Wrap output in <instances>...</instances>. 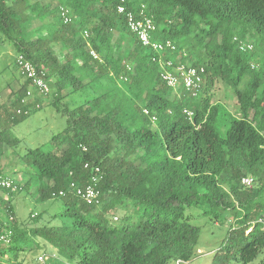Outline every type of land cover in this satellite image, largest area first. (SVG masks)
I'll use <instances>...</instances> for the list:
<instances>
[{
	"label": "trees",
	"instance_id": "16d2710c",
	"mask_svg": "<svg viewBox=\"0 0 264 264\" xmlns=\"http://www.w3.org/2000/svg\"><path fill=\"white\" fill-rule=\"evenodd\" d=\"M53 2L0 0V31L18 54L45 70L58 110L70 93L90 92L66 109L67 126L53 137L60 152L39 147L21 157L37 176V200L60 199L67 222L21 229L9 204L5 219L13 216L6 224L12 234L8 243L0 241V255L32 250L38 244L28 241L38 236L61 259L77 264L187 263L201 234L188 211L197 206L201 215L234 211L237 218L213 264L254 261L264 249L263 211L256 202L264 189V0L124 1L136 13L144 5L157 25L154 37L172 40L192 64L205 67V84L196 96L178 95L160 78L154 51L118 11L122 0H59V7ZM61 7L70 10V21H64ZM35 19L41 24L32 28ZM115 31L129 37L123 53L115 54ZM246 42L253 49L242 51ZM57 45L66 50L63 56ZM219 79L235 92L238 114L213 101L211 89ZM29 86L24 81L0 115V177L6 149L20 142L7 123L40 108L17 112L27 107L21 99ZM98 86L111 89L99 93ZM184 108L193 110V118ZM95 166L103 172L96 183L98 207L72 188L88 184ZM251 175L259 187L242 184ZM113 209L124 211L115 224L108 217ZM13 261L20 264L17 254Z\"/></svg>",
	"mask_w": 264,
	"mask_h": 264
},
{
	"label": "rangeland",
	"instance_id": "374dc122",
	"mask_svg": "<svg viewBox=\"0 0 264 264\" xmlns=\"http://www.w3.org/2000/svg\"><path fill=\"white\" fill-rule=\"evenodd\" d=\"M39 1L44 4L54 1L53 7L60 6L59 0ZM40 24V21L35 19L31 26L35 28ZM113 35L112 42L120 45L116 47L115 54L123 53L128 45V35L119 31H115ZM60 48L61 46L57 45L56 51L59 54L62 52L61 55L63 56L66 50L64 51ZM17 55L18 51L10 39L0 31V115H2L3 118V108L12 105L11 102L16 97V91L25 81L24 75L15 64ZM108 89H111V87L98 86L97 88L99 93ZM52 91L51 88L50 94L42 101L37 111L29 114L18 123H7L11 132L20 139V142L14 149L7 148L2 158L1 166L4 170L3 176L11 178L16 185V189L8 190L0 187V217L1 219H5V211L10 204L13 208L16 223L21 229H29L31 227L44 225H60L64 221L67 222V217L61 215V213L65 211V206L61 203L60 199L37 200V176L31 172V167L21 158L30 149L39 147L44 150L52 149L56 152H60L62 146L56 144V142L53 141V137L62 132L67 126L66 109L68 107L74 108L90 94L89 91H86L85 94L84 92L70 93L62 100V102L65 103L63 109L58 110L52 103ZM211 94L213 96V101L224 103L232 113L238 114L239 104L237 96L227 82L221 79L217 80L211 89ZM5 122H7V120H1L2 124H5ZM221 133L224 134V130H222ZM25 183H28V185L24 186ZM252 187H259L256 178ZM256 202L258 207L263 211L260 217L264 225V189L261 191L260 196L257 197ZM98 206L99 205H97V207ZM201 210L202 209L197 206L188 210L193 216L191 221L200 227L201 234L196 254L186 264H213L216 254L228 237L230 226L232 224L234 226L237 225V218L235 217L234 211H229L226 215L224 211L216 210L215 212L219 215L217 219L214 217V211L207 215H201ZM123 215L124 211L121 209H113L108 213V217L113 224L118 223ZM31 239L32 240L28 241L29 244H38L39 247L37 245V247L35 246L32 250L23 251L19 249L18 251H10L6 255H0L1 263L13 264V257L17 254L20 264H39L37 262V256L42 249L55 248L41 237L33 236ZM22 243L23 242H20V244ZM2 250L6 251L7 247H3ZM263 257L264 249L259 253L258 257L249 264H260ZM219 259L220 258H216L217 261H219ZM63 261L64 262L61 264H77L64 259ZM169 264L176 263L170 262ZM225 264H241V262L231 260L230 262H225Z\"/></svg>",
	"mask_w": 264,
	"mask_h": 264
},
{
	"label": "built area",
	"instance_id": "2783aa9c",
	"mask_svg": "<svg viewBox=\"0 0 264 264\" xmlns=\"http://www.w3.org/2000/svg\"><path fill=\"white\" fill-rule=\"evenodd\" d=\"M124 1L122 0L118 4V11L125 15L129 29L138 36L142 44L154 51L152 60L158 63L160 78L174 93L179 95L181 91H185L190 96H196L205 84V67L192 64L187 51L185 49L179 50L172 40L154 37L157 31V25L153 17L146 15L144 5L141 6L139 13H136L133 10L127 9ZM61 10L64 21H70V10L63 7H61ZM84 36L88 38V31H85ZM87 44L90 47L92 55L97 58V53L91 47L90 42H87ZM253 47L252 42H246L241 44L240 49L247 51L253 49ZM16 64L20 72L24 75L25 81L30 80V86L21 99L22 104L27 107L25 109L19 108L17 112L28 114L34 107L41 106L42 103L37 98L43 101L50 94L51 87L45 70L37 68L24 54L19 53L17 55ZM144 112L148 114L149 110L144 109ZM184 113L190 119L193 118V110L184 108ZM86 167H89L88 163ZM92 168L91 181L84 186H78L72 183V188L87 204L99 205L101 192L96 183L102 178L103 172L100 166ZM253 183L254 178L252 176H245L242 179V184L246 187H252ZM0 187L16 189L14 181L4 176L0 177ZM60 195H64V192H60ZM12 219L13 216H10L8 219H3L4 223H0V241L5 243L10 241L12 231L6 228V224L7 221H12ZM260 220L262 221V219ZM61 260V256L55 248L43 249L37 256V262L39 264H60L59 262ZM175 263L184 264L186 262L178 259Z\"/></svg>",
	"mask_w": 264,
	"mask_h": 264
},
{
	"label": "crops",
	"instance_id": "0c3cea01",
	"mask_svg": "<svg viewBox=\"0 0 264 264\" xmlns=\"http://www.w3.org/2000/svg\"><path fill=\"white\" fill-rule=\"evenodd\" d=\"M44 249H48V248H44Z\"/></svg>",
	"mask_w": 264,
	"mask_h": 264
}]
</instances>
